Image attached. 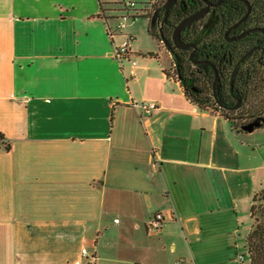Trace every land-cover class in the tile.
I'll return each mask as SVG.
<instances>
[{
	"label": "crops",
	"instance_id": "crops-1",
	"mask_svg": "<svg viewBox=\"0 0 264 264\" xmlns=\"http://www.w3.org/2000/svg\"><path fill=\"white\" fill-rule=\"evenodd\" d=\"M99 9L0 0V264H233L264 188L238 159L264 137L192 105L151 37L120 64Z\"/></svg>",
	"mask_w": 264,
	"mask_h": 264
},
{
	"label": "flooded vegetation",
	"instance_id": "flooded-vegetation-1",
	"mask_svg": "<svg viewBox=\"0 0 264 264\" xmlns=\"http://www.w3.org/2000/svg\"><path fill=\"white\" fill-rule=\"evenodd\" d=\"M158 1L151 0L148 15L151 22L156 18ZM200 1L202 3L200 9L184 19L201 10H205L204 13L179 33L177 41H174V34L184 19L174 29L171 44L165 40H161L159 44L156 42L158 51L159 49L162 51L160 56L162 58L168 56L166 58L168 68L172 71L174 64L171 51L175 49L188 51L193 65L210 67L214 73L213 97L216 100L218 94L222 93L224 102L217 100L216 104L236 127L237 131L234 132L237 134L260 132L264 130V0ZM167 15L165 12L164 20ZM197 22H200L198 36L192 43L183 44L182 32ZM213 27L219 35L216 65L210 61L202 62L194 59L202 49V41ZM179 45L188 47L180 48ZM244 79L247 81L246 93L243 91ZM248 126H252L250 132L244 130ZM256 216L258 219L257 214Z\"/></svg>",
	"mask_w": 264,
	"mask_h": 264
},
{
	"label": "trees",
	"instance_id": "trees-1",
	"mask_svg": "<svg viewBox=\"0 0 264 264\" xmlns=\"http://www.w3.org/2000/svg\"><path fill=\"white\" fill-rule=\"evenodd\" d=\"M167 0L158 1V9L156 18L153 22L149 21L147 33L158 44L161 40H165L171 44L172 36L176 26L187 16L198 11L202 5L200 0H178L168 12L167 18L164 20L165 4ZM100 5L98 16L106 23V31L110 26L114 25L119 15L127 12L124 0H98ZM106 6V7H105ZM139 8L133 9L132 12L139 14L140 18L149 20V7L151 0H143L138 4ZM144 6V9L141 8ZM148 8V9H145ZM129 11V10H128ZM141 13V14H140ZM144 13V14H143ZM163 22V24H162ZM162 24V26H161ZM200 22L187 27L181 34V42L183 44L192 43L198 36ZM219 35L216 28H212L201 43L202 49L195 56L197 61H210L216 65V58L219 45ZM161 49L157 53H148L147 56L159 59ZM172 61L174 71L169 68L164 70L165 75L178 82L181 86L185 98L199 110L219 114L228 120L233 131H237L236 127L230 122L227 115L219 110L216 101L224 102L222 93L218 94L215 100L212 93L214 73L208 66H195L189 59V53L186 50H172ZM243 91H247V81H243ZM227 93L224 94L226 100ZM10 150V143L4 135L0 133V151L7 152ZM259 200V205L255 203ZM252 219V227L245 238V250L248 252L251 264H264V188L260 190L252 200L250 208ZM256 214H258V219Z\"/></svg>",
	"mask_w": 264,
	"mask_h": 264
},
{
	"label": "rangeland",
	"instance_id": "rangeland-1",
	"mask_svg": "<svg viewBox=\"0 0 264 264\" xmlns=\"http://www.w3.org/2000/svg\"><path fill=\"white\" fill-rule=\"evenodd\" d=\"M141 8H144V6H142ZM111 24H115V22H111ZM148 24H149V20L147 18H139L137 20H133V19L127 20V22L125 23L126 27L122 29L123 35L116 36V37L121 36L123 39L129 41V44L132 47V51L136 55L134 56L135 58L138 57L137 56L138 53L149 51L151 49L152 50L157 49L156 43L152 41V39L147 33ZM147 54L145 56H147ZM165 56L166 57L163 56L164 60L168 58L167 55ZM260 132H261V135L264 137V130ZM260 132H257V133H260ZM260 164H264V143H259L258 146L255 147V149L253 150L249 148H246L244 150L241 149L240 156L238 159V165L256 169L254 171V176L256 179H261L264 177V170H261L259 168ZM259 182L260 181L255 182L256 188L258 187ZM255 205L256 207H258L259 200L256 201ZM248 219H249V216H248ZM112 231L113 230H111L110 233ZM102 234H103V237L101 239L99 248L106 249V230H102ZM96 244H97L96 240L94 239L93 241L88 242V244L84 246L88 252H91L92 250H94L93 246H95ZM239 246H240L239 252H244L245 251V240L242 241ZM68 264H73V263L72 261H69Z\"/></svg>",
	"mask_w": 264,
	"mask_h": 264
},
{
	"label": "built area",
	"instance_id": "built-area-1",
	"mask_svg": "<svg viewBox=\"0 0 264 264\" xmlns=\"http://www.w3.org/2000/svg\"><path fill=\"white\" fill-rule=\"evenodd\" d=\"M141 1L143 0H124L125 8L127 9V12L125 11L121 13L119 15V18L115 21V24L110 26L108 30V36L110 38H113L116 35L123 34L122 29L126 27L125 23L127 22V20L130 19L137 20L140 18L139 14L132 12V10L139 8L138 4ZM131 54L132 53L130 51V44L129 41L127 40L123 41V43H121L120 45L115 46L112 52V56L120 64H122L124 61H128L130 62L131 67H134L136 65V62L130 59ZM130 74L133 75L134 74L133 71H131ZM132 105L136 109H138L140 115L142 116H149L151 115L152 112H154L158 108L157 104L154 102H141V103L134 102ZM163 224H164V218L161 213H155L148 221V227L156 231L162 229ZM81 255L82 257H87L86 249L81 250ZM184 262H185L184 259H180L174 264H183ZM75 264H83V262L77 261L75 262ZM233 264H251V260L248 252L246 250L244 252H238L234 258Z\"/></svg>",
	"mask_w": 264,
	"mask_h": 264
},
{
	"label": "water",
	"instance_id": "water-1",
	"mask_svg": "<svg viewBox=\"0 0 264 264\" xmlns=\"http://www.w3.org/2000/svg\"><path fill=\"white\" fill-rule=\"evenodd\" d=\"M175 1H176V0H168V2H167V4H166V7H165L166 15H167L169 9L171 8V6L175 3ZM204 11H205V10H201L200 12H198V13H196V14H193V15H191L190 17L184 19V20L180 23V25L178 26V28H177L176 31H175V34H174V41H177V37H178L179 33H180V32H181L186 26H188L189 24H191L194 20L198 19V18L204 13ZM178 47H180V48H186V47H188V46H181V45H179ZM216 81H217V76H216V80H215V82H214V88H213V89H214V92H215V90H216V88H215V83H216ZM214 95H215V94H214ZM215 97H216V95H215ZM244 130L250 132V131L252 130V126L245 127Z\"/></svg>",
	"mask_w": 264,
	"mask_h": 264
}]
</instances>
